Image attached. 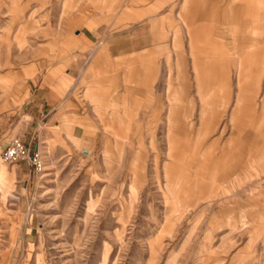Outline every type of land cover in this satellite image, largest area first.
<instances>
[{"label":"rangeland","instance_id":"374dc122","mask_svg":"<svg viewBox=\"0 0 264 264\" xmlns=\"http://www.w3.org/2000/svg\"><path fill=\"white\" fill-rule=\"evenodd\" d=\"M182 2L0 0V264H264V0Z\"/></svg>","mask_w":264,"mask_h":264},{"label":"crops","instance_id":"0c3cea01","mask_svg":"<svg viewBox=\"0 0 264 264\" xmlns=\"http://www.w3.org/2000/svg\"><path fill=\"white\" fill-rule=\"evenodd\" d=\"M217 1L220 2L221 0H217ZM191 3H194V5H191ZM204 7L205 6L202 7L201 0H197V1L196 0H183V2H182V10L185 11V12L190 10L189 12L186 13V15L184 14V15L181 16V21L183 23V26L186 28L187 34L189 35L190 55L192 56L194 65H195V62H196V58H195V52H194L195 47H194V35H193L192 26L195 23L196 19L203 18L205 16V11L206 10H205ZM176 37H177V33H175L174 40H172L174 44H176V41H175ZM90 41H91V39L88 36L84 35V45H88ZM102 55H103V52H101V51L96 52L95 56H93V63L94 64H93L92 67H94V65H96L97 63L99 64ZM238 65H239L238 71H239V75H240L241 71H242L243 63L240 61L238 63ZM194 70L196 72L198 71V69L195 66H194ZM184 73H185V71L181 70V74L185 75ZM262 73L264 74V62L262 64L261 74ZM259 79L261 80V77ZM88 80H90L89 76L86 75V73H84V81H88ZM239 83H241V81H239ZM184 84H183V90L185 91L186 90V86ZM259 85H260V83H258V86ZM198 89H199V93H200V96H201V94H202L200 92L201 87H198ZM94 91L95 90H94L93 87H89L87 92H86V95L91 97L92 99L98 98V96L95 94ZM257 95H258V93L252 95L253 96L252 102L251 103L250 102L247 103L246 107H248V106L251 107L253 105L255 106L256 102L254 100L258 97ZM34 100L37 102L36 103L37 106H42L41 105V102H43L42 99H34ZM243 101H244L243 98L241 96H239L237 98V105H240ZM262 113L264 115V98L262 100ZM232 118H234V116H232ZM263 119H264V116H263L262 120ZM184 121H186V116L184 118ZM169 122H171L170 119H169ZM179 124L180 125L176 127L177 134L182 135V136L184 135L185 137H189V133L188 132H190V129L192 127L191 123H188V121H187L186 123L184 122V123H179ZM172 127L173 126H170V128H172ZM170 128H169V130H170ZM197 137H199V134L197 135ZM171 143L172 142H170V141L168 143L169 144L168 153L170 151ZM38 150H41V148H39Z\"/></svg>","mask_w":264,"mask_h":264},{"label":"built area","instance_id":"2783aa9c","mask_svg":"<svg viewBox=\"0 0 264 264\" xmlns=\"http://www.w3.org/2000/svg\"><path fill=\"white\" fill-rule=\"evenodd\" d=\"M1 156L5 162H25L35 173H40L45 169V162L39 150H31L20 139L14 140Z\"/></svg>","mask_w":264,"mask_h":264},{"label":"bare ground","instance_id":"6f19581e","mask_svg":"<svg viewBox=\"0 0 264 264\" xmlns=\"http://www.w3.org/2000/svg\"><path fill=\"white\" fill-rule=\"evenodd\" d=\"M39 152L41 153V151L39 150ZM2 158V157H1ZM44 160V158H43ZM4 161V160H3ZM45 171V169H44ZM6 176H7V172L5 169L2 168V166L0 165V182L3 184L6 182Z\"/></svg>","mask_w":264,"mask_h":264}]
</instances>
